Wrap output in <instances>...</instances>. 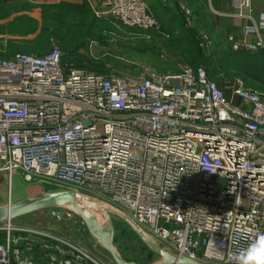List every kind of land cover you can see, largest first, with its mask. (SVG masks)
Listing matches in <instances>:
<instances>
[{"label": "built area", "instance_id": "1", "mask_svg": "<svg viewBox=\"0 0 264 264\" xmlns=\"http://www.w3.org/2000/svg\"><path fill=\"white\" fill-rule=\"evenodd\" d=\"M236 6L258 38L230 36L232 48L261 50L264 22L251 15V0ZM178 10L191 28V9L180 2ZM108 13L162 30L146 0H109ZM62 55L53 47L0 58V173L110 201L171 255L238 264L264 234V89L239 79L227 93L205 66L189 63L119 75L66 67ZM12 229L0 264H100L62 236L22 228L28 236L16 238ZM35 245L62 255L36 257Z\"/></svg>", "mask_w": 264, "mask_h": 264}, {"label": "rangeland", "instance_id": "2", "mask_svg": "<svg viewBox=\"0 0 264 264\" xmlns=\"http://www.w3.org/2000/svg\"><path fill=\"white\" fill-rule=\"evenodd\" d=\"M152 2L153 4H157L158 0H152ZM1 17L2 16H0V49L5 48V44L8 40L25 38L26 40L31 41L39 36L42 27V23L40 22L41 16H30L39 20V25L35 32L26 36H20L16 33V31L18 32L21 28L16 22L17 16ZM174 17L179 18V16ZM95 20L97 22H103L102 26H105L108 29L105 30L104 38L101 41L97 39H89L87 48H83L82 51L88 50L91 54H98L101 58L108 60L107 67L112 72L110 74L137 75L147 66L155 69L158 73L169 74L179 72L184 64L191 62L187 49L175 46L173 44L174 41L172 43L170 42L172 39L180 36V34H183L184 40L188 42L186 36L187 34H190L189 32L185 30H181L179 33L173 32L177 27L182 28V25L178 24L174 26V23H168L167 25L162 23L163 35H158L157 33L146 31L138 27L124 25L110 16L95 17ZM166 26L169 30L173 31L166 30ZM191 37L195 43L198 42V36L196 38V36L192 34ZM198 44L200 43L198 42ZM53 47H59L62 50L56 41L52 43L48 50ZM200 49L207 54L211 53L209 46H205L204 43L200 46ZM221 53L226 59L231 57V52L222 51ZM251 69L253 79L264 84V65L258 64L256 68ZM239 79L241 78L234 73L224 74L217 78L221 86L231 87V90ZM223 89L226 90L227 93H230L231 91L229 89ZM7 182L8 181L0 186V206L7 205L11 201L9 197L10 189ZM9 182L11 184V191H20V193L24 194L30 191V187L34 186L32 183L24 181L20 174L15 175ZM39 190L48 193L57 190L67 191L72 189L45 184L40 186ZM77 199L83 205L95 210L102 217L105 225L106 238L108 235H111L110 243H112L115 253L128 264H160V262L165 260L153 251L152 254L148 253V246L135 233L131 225L123 219L112 212L105 210L97 202L87 203L81 197ZM103 201L119 209L110 201ZM86 218L85 212L79 210L75 206L62 203L58 206L25 213L11 219L0 221V240L7 239L10 227L15 228L10 230V235L11 237L15 235L17 236L16 238L28 236V233L21 230L22 228H29L37 231L43 230L62 236L69 241L78 244L100 264H120L115 259L112 251L108 248V244L104 243V241L94 234V232L96 233V230H93V225L89 220L87 222ZM37 237L38 236L34 234L30 235V238H33V240H37ZM148 238L156 243L161 249L168 252L169 255L171 253L173 254L165 243L152 236H149ZM107 242L109 243L108 239ZM34 251L40 256L45 254L44 251L37 250L36 247H34L31 253L34 254Z\"/></svg>", "mask_w": 264, "mask_h": 264}, {"label": "trees", "instance_id": "3", "mask_svg": "<svg viewBox=\"0 0 264 264\" xmlns=\"http://www.w3.org/2000/svg\"><path fill=\"white\" fill-rule=\"evenodd\" d=\"M40 8L42 10L40 20L42 27L39 36L31 41L25 38L8 40L5 44V48L0 49V56L10 57L17 52H30L43 55L47 52L46 50L51 47L52 43L56 41L63 50L62 64L64 66L87 68L99 73H112L107 67L108 60L101 58L98 54H91L88 50L82 51L83 48H87L89 39L101 41L104 38L105 30L108 29L102 26L103 22H97L95 20V17L99 16H91V8L86 2L80 5L66 2L42 4ZM154 14L161 20L158 14ZM178 14L182 18L180 24L182 28L179 27L178 32H175L176 29L174 31L169 30L167 26L165 28L175 33H179L181 30L190 33L186 36L188 42L184 40L183 34H180V36L172 39L170 42L172 43L174 41L173 44L175 46L187 49L191 61L189 63L191 65L195 67L205 66L209 77L213 79H217L224 74L234 73L244 80L246 86L259 90L264 89V84L255 81L251 72V68H256L258 64L264 65V51L249 52L246 50H231L228 51L231 52V57L226 59L221 53L222 51L211 47V53L207 54L200 49L203 43V37L198 28L194 25L191 28H187L185 26L184 15L180 12ZM16 22L19 27H21L18 32L16 31L20 36H26L35 32L39 25V20L30 16H18ZM162 30L154 33L158 35L162 34ZM192 34L196 36V38L198 36V42L200 44L192 40ZM0 241L4 240L2 239ZM35 247L37 250L39 249L45 252V250L41 249L38 245ZM147 251L150 254L154 252L149 247Z\"/></svg>", "mask_w": 264, "mask_h": 264}, {"label": "crops", "instance_id": "4", "mask_svg": "<svg viewBox=\"0 0 264 264\" xmlns=\"http://www.w3.org/2000/svg\"><path fill=\"white\" fill-rule=\"evenodd\" d=\"M146 1L150 10L153 13L158 14L162 23H174V26L178 24L180 25L182 20L178 14V3L183 2L186 4L192 11L191 19L193 25L198 28L200 34H205L206 38L203 40V43L205 46H209V48L214 47L220 51H234L232 48V42L229 40L230 36L237 41L247 40L250 42L258 38L257 32H246L245 27L250 24V19L246 16H241L239 9L236 6L237 0H158L157 4H153L152 0ZM60 2L75 5H80L86 2L91 8V16H111L108 13L109 0H0V16L3 18L7 16H42V10L40 8L42 4ZM250 13L257 23L261 24L264 22V0H251ZM174 16H179V18ZM260 28L259 37H261L264 44V27ZM175 29V32L179 31V27ZM260 51H264V47ZM0 58L4 57L0 56ZM221 87L231 90V87ZM237 101L239 102L240 99H237ZM15 175L17 174H14L9 178L6 174L0 173V186L8 181L10 202H16L29 196L45 192L39 190L40 186L43 185L37 183H32L34 186L30 187V191L25 194L20 193V191H11V184L9 181H11ZM34 241H32L33 244ZM36 242L39 241L36 240ZM19 243L20 246L24 245L23 239H21ZM57 248L58 247H54L51 248L52 250H45L44 255L47 258L52 254L62 255V252L59 249L57 250ZM34 256L39 257L40 255L35 252Z\"/></svg>", "mask_w": 264, "mask_h": 264}, {"label": "water", "instance_id": "5", "mask_svg": "<svg viewBox=\"0 0 264 264\" xmlns=\"http://www.w3.org/2000/svg\"><path fill=\"white\" fill-rule=\"evenodd\" d=\"M79 197H82L86 200L97 202L105 210L112 212L113 214L120 217L128 224H130L133 230L135 231V233L140 237V239L149 248H151L159 257L164 258L166 264H207L184 255H169L168 252L161 249L156 243H154L150 238H148V236L143 232L140 226L128 214L113 207L111 204L101 199H98L97 197L73 190H67V191L57 190L48 193L45 192L38 195L29 196L27 198H24L16 202H10L4 206H0V221L11 219L23 215L25 213H29L37 210H43L45 208H49L53 206H58L67 201L75 202ZM86 220L88 222L87 218ZM94 234L102 241L108 239L109 241L108 248L112 251L115 259L120 264L127 263L118 254L115 253L113 245L112 243H110L111 235H108L106 238L105 234H101L100 232L96 231V233L94 232Z\"/></svg>", "mask_w": 264, "mask_h": 264}, {"label": "clouds", "instance_id": "6", "mask_svg": "<svg viewBox=\"0 0 264 264\" xmlns=\"http://www.w3.org/2000/svg\"><path fill=\"white\" fill-rule=\"evenodd\" d=\"M238 264H264V234H259L255 241L237 257Z\"/></svg>", "mask_w": 264, "mask_h": 264}, {"label": "bare ground", "instance_id": "7", "mask_svg": "<svg viewBox=\"0 0 264 264\" xmlns=\"http://www.w3.org/2000/svg\"><path fill=\"white\" fill-rule=\"evenodd\" d=\"M82 199H84V198H82ZM84 200L87 203L88 202L89 203H96L95 201H90V200H86V199H84ZM64 203H67V205H70V206H75L79 210L85 212V215H86L87 219L91 222V224L94 227L93 230H96L97 232H100L101 234H105V225L103 223V219H102V217L95 210H93L92 208H90L88 206L83 205L82 203L79 202L78 199L75 202H73V201H67V202H64ZM104 243H107L109 245V243L107 242V240H105ZM126 264H128V263H126ZM160 264H166V261L163 260L162 262H160Z\"/></svg>", "mask_w": 264, "mask_h": 264}]
</instances>
